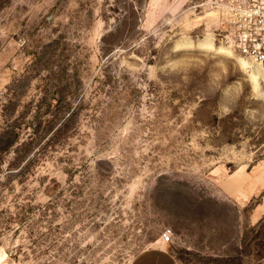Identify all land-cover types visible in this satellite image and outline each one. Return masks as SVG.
<instances>
[{
    "label": "rangeland",
    "instance_id": "374dc122",
    "mask_svg": "<svg viewBox=\"0 0 264 264\" xmlns=\"http://www.w3.org/2000/svg\"><path fill=\"white\" fill-rule=\"evenodd\" d=\"M262 38L264 0H0V264H264Z\"/></svg>",
    "mask_w": 264,
    "mask_h": 264
},
{
    "label": "crops",
    "instance_id": "0c3cea01",
    "mask_svg": "<svg viewBox=\"0 0 264 264\" xmlns=\"http://www.w3.org/2000/svg\"><path fill=\"white\" fill-rule=\"evenodd\" d=\"M132 264H176L175 260L167 253L162 244L145 250L139 254Z\"/></svg>",
    "mask_w": 264,
    "mask_h": 264
},
{
    "label": "built area",
    "instance_id": "2783aa9c",
    "mask_svg": "<svg viewBox=\"0 0 264 264\" xmlns=\"http://www.w3.org/2000/svg\"><path fill=\"white\" fill-rule=\"evenodd\" d=\"M250 40V39H249ZM257 39H253L252 42H256ZM261 42L258 45V47H254L251 49L250 47V43L246 44V40H244L243 42L239 43V48L242 49V53L245 55H253L255 54V52H257L259 54L260 57V62L264 63V56L261 55V53H264V38H262V40H260ZM171 238V233L170 231H165L162 236H161V240L163 242H169Z\"/></svg>",
    "mask_w": 264,
    "mask_h": 264
},
{
    "label": "trees",
    "instance_id": "16d2710c",
    "mask_svg": "<svg viewBox=\"0 0 264 264\" xmlns=\"http://www.w3.org/2000/svg\"><path fill=\"white\" fill-rule=\"evenodd\" d=\"M115 31V30H114ZM113 34H114V32H111V33H109L108 35H106V36H103L102 38H101V47H100V49H101V51L103 52V53H107L108 51H110V47H107V45H109V43H106V41H108V39H110V37H112L113 36Z\"/></svg>",
    "mask_w": 264,
    "mask_h": 264
}]
</instances>
